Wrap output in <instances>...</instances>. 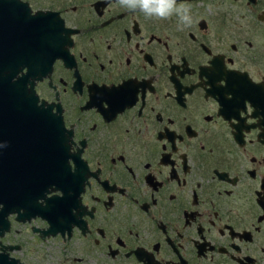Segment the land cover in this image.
Instances as JSON below:
<instances>
[{"label":"flooded vegetation","instance_id":"af4514ba","mask_svg":"<svg viewBox=\"0 0 264 264\" xmlns=\"http://www.w3.org/2000/svg\"><path fill=\"white\" fill-rule=\"evenodd\" d=\"M175 3L0 0L39 155L4 264H264V0Z\"/></svg>","mask_w":264,"mask_h":264},{"label":"water","instance_id":"95a60500","mask_svg":"<svg viewBox=\"0 0 264 264\" xmlns=\"http://www.w3.org/2000/svg\"><path fill=\"white\" fill-rule=\"evenodd\" d=\"M41 14L36 12L37 18ZM32 26H29V28ZM0 41V47H2ZM33 43H29V48ZM9 61L0 56V234L3 233L5 221V190L9 175L14 178L28 177V182L33 178L39 155L36 151L33 130V114L29 113L28 102L37 99L32 86L26 89L16 79L11 80L12 72ZM30 67L35 69L36 59H29ZM14 162L16 166H11ZM19 187L21 186L18 184ZM0 253V264L5 258Z\"/></svg>","mask_w":264,"mask_h":264},{"label":"clouds","instance_id":"9594fccd","mask_svg":"<svg viewBox=\"0 0 264 264\" xmlns=\"http://www.w3.org/2000/svg\"><path fill=\"white\" fill-rule=\"evenodd\" d=\"M119 3L130 9L138 7L146 15H155L162 19L168 18L175 12L182 22L191 24L190 10L184 5L176 7L175 0H119Z\"/></svg>","mask_w":264,"mask_h":264}]
</instances>
